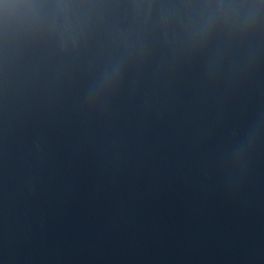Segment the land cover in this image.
<instances>
[{
	"label": "water",
	"instance_id": "water-1",
	"mask_svg": "<svg viewBox=\"0 0 264 264\" xmlns=\"http://www.w3.org/2000/svg\"><path fill=\"white\" fill-rule=\"evenodd\" d=\"M0 264H264V0H0Z\"/></svg>",
	"mask_w": 264,
	"mask_h": 264
}]
</instances>
